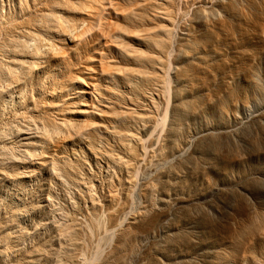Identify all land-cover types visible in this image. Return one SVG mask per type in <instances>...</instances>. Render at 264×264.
<instances>
[{"label": "rangeland", "instance_id": "rangeland-1", "mask_svg": "<svg viewBox=\"0 0 264 264\" xmlns=\"http://www.w3.org/2000/svg\"><path fill=\"white\" fill-rule=\"evenodd\" d=\"M153 1L162 3V0ZM216 1L174 0L171 8L177 24L174 36L189 23L198 7L211 10ZM251 2V5L244 1L239 3L244 12L240 26L231 34L219 35L212 50L208 44L204 53L206 70L198 74L199 77L198 72L195 73L197 79L194 78L195 84L187 96L197 101V113L182 121L185 127L181 124L183 128L176 135L173 149L164 142L166 129L161 126L153 133L144 125L129 124L144 140L147 152L144 164L138 169L136 183L139 184L132 200L127 182L129 173L114 159L115 156L127 159V155L117 135L122 124L113 117H91L104 125L93 131V140L72 141L53 153L52 158L59 168L55 172L50 170V165L37 168L32 165L34 160H29L28 164L12 161L16 149L6 152L7 158L3 159L6 162L2 163L5 177L0 176V232L7 237L3 241L10 242L1 241L7 260L27 254L25 257L35 256V264H73L74 258L82 256L97 264L94 261L97 252H110L121 228L129 227L133 229L131 238L134 237L129 244L139 255V259L136 255L133 262L129 261L131 264H264V0ZM254 5L257 8H252ZM26 10L20 0H0V23L21 19ZM149 20L150 27L167 24L160 12L149 13ZM0 38L2 43L3 35ZM44 79L43 82H47ZM42 80L41 85H44ZM174 87L173 82L163 99L143 88L146 96L156 98L155 110L149 108L145 103L149 99L143 96L133 98L132 102L160 118L167 108L173 107ZM40 89L31 94L38 95L43 92ZM120 95L127 99V95ZM80 96L83 95H71L70 101L77 102ZM126 103L129 104L128 100ZM0 106V110L5 111H0V117H5L0 118L3 123L0 124L4 125L15 112L11 105L1 103ZM125 106L121 104L118 109ZM99 109L111 112L103 104ZM20 115L14 119H21ZM225 125L231 133L220 135L218 145L212 142L203 146L193 154L195 161L192 159L191 165H175L181 154L191 153L190 141L207 130L221 132ZM147 186L154 187V190L150 187L153 193L146 191ZM150 206L159 212L147 214ZM114 217L122 222L119 219L118 223L112 222ZM131 219L144 221L145 228L141 224L143 229L135 233L136 229L127 224L133 222ZM110 226L117 227L112 241L106 236ZM13 238L15 243L11 244ZM75 241L78 247L71 246Z\"/></svg>", "mask_w": 264, "mask_h": 264}, {"label": "bare ground", "instance_id": "bare-ground-1", "mask_svg": "<svg viewBox=\"0 0 264 264\" xmlns=\"http://www.w3.org/2000/svg\"><path fill=\"white\" fill-rule=\"evenodd\" d=\"M20 1L23 7L27 8L24 17L8 19L0 23V37L3 35L2 43H0V104L11 105L14 108L12 111L15 112L8 123L2 125V120L0 121L2 123L0 124V176L5 177L2 163L6 162L3 159L7 158L6 152L11 148L16 149L14 150L16 154L11 157L12 161L18 160L28 164L29 160H34L32 165L37 168L44 169L50 165L52 166L50 170L55 172L59 168L52 154L57 153L72 141L93 140V131L104 125L94 122L91 117L105 115L108 118L113 117L122 124V130L117 131V135L120 137L121 149L127 155V159L121 156H115L114 159L129 173L127 182L131 187L130 200L135 198V189L139 184L136 183L139 180L138 169L144 164L147 152L144 151V140L134 131V127H132L133 130L130 128L129 124L144 125L153 133L155 130L157 132L156 128L161 126L163 130L166 129L164 142L173 149L177 133L185 127L182 121L192 114L194 117V113H197L195 110L197 101H191L193 98L189 100L187 96L191 94V87L197 79L195 77H199L198 74L206 70L207 57L204 53L208 44H211L209 49L212 50L213 42L219 35L231 34L236 27L240 26L244 12L239 8V3L244 1L252 4L251 0H217L211 10L198 7L193 17L188 20L189 23L177 36H174L177 27L171 10L174 0H162L160 4L153 0ZM252 8L257 6L254 5ZM158 11L167 24L150 27L149 13H159ZM136 42L141 44L136 47ZM195 73H197L196 76ZM42 79L44 81L47 79L46 84ZM40 80L44 85H41ZM35 82L39 85L35 86ZM173 82L175 84L173 107L167 108L160 118H157V114V117H154L152 115L154 112L132 102L133 98L141 99L139 96H143L149 99L145 101L149 108L155 110L156 98L146 96L147 93L143 92V88L149 89L154 96L157 95L158 98L163 99ZM38 89L43 92L33 96L31 92ZM76 94L83 96H80L81 99L77 102H71L70 96ZM120 94L127 95V99ZM97 103L100 105L98 106ZM102 104L111 112L100 110L99 107H102ZM121 104L126 106L119 110L118 107ZM199 104L202 105V103ZM257 112L259 114L260 111ZM19 113L22 118L14 119L16 117L18 119ZM0 118L5 119L4 116ZM228 128L225 125L218 133L207 130L203 135L199 134L200 137L193 138L194 140L190 141L191 145L188 144L191 146V153L181 154L175 165L190 164L193 154L204 148L203 146L208 143L210 145L212 142L216 145L220 135L228 136L231 133ZM153 133L149 136L150 138ZM11 137L15 140H11ZM150 187L146 191L153 193L154 187H151L153 190ZM146 196L149 195L146 194ZM146 212L157 214L159 211L150 206ZM147 217L149 218L148 215ZM118 219L115 220L114 217L112 222L118 223ZM134 220L127 224L130 228L133 226L137 233L138 229H143L145 225H143L144 221L135 220V222ZM119 222L122 220L119 219ZM141 224L143 227H140ZM112 226L106 231L109 241L114 239V230L117 229V227L113 229L115 227L112 228ZM126 228L123 230L121 228V232H118L116 243L110 252L106 254H104L105 251L102 252L103 250L97 252L94 258L97 264H127L130 260L133 262L136 255L139 259L138 252L129 244L134 238H131L133 229ZM1 233L0 264H35V256L34 258L25 257L27 254H24L25 256L21 254L23 256L21 258L12 257L13 259L7 260L9 258L6 259L4 255L6 253L3 242L8 243V241H3L6 236ZM1 241H3L2 244ZM71 246L79 245L76 242ZM12 248L14 250V247ZM10 250L8 249L9 253H11ZM72 262L73 264H93L90 259L87 260L82 256L74 258Z\"/></svg>", "mask_w": 264, "mask_h": 264}]
</instances>
